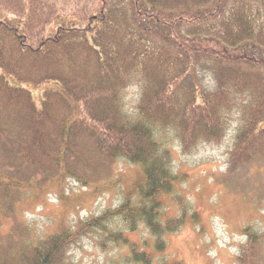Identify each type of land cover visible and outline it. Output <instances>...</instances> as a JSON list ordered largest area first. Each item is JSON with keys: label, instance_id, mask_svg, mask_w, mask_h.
<instances>
[{"label": "trees", "instance_id": "1", "mask_svg": "<svg viewBox=\"0 0 264 264\" xmlns=\"http://www.w3.org/2000/svg\"><path fill=\"white\" fill-rule=\"evenodd\" d=\"M81 1L66 17L54 0H0V264H75L84 242L124 247L108 264H180L166 236L198 221L175 156L229 133L227 169L264 161V0ZM120 162L136 176L115 206L40 231L19 219L62 183L119 188ZM242 231L235 264H255L264 232Z\"/></svg>", "mask_w": 264, "mask_h": 264}, {"label": "rangeland", "instance_id": "2", "mask_svg": "<svg viewBox=\"0 0 264 264\" xmlns=\"http://www.w3.org/2000/svg\"><path fill=\"white\" fill-rule=\"evenodd\" d=\"M53 0H44L50 2ZM61 7L54 15L68 16L74 14L77 9L69 8L70 4L82 6L81 0H54ZM32 5V4H30ZM34 6V5H33ZM28 14L29 21L33 20L36 8ZM68 8H63V7ZM40 16L43 21L44 15ZM136 87H130L125 92V104L128 109L134 106L137 96ZM231 134L218 144L199 147L196 153L190 156H175V166L186 174L182 180L180 191L189 205L196 211L197 226L190 218L186 219L176 232L166 236L168 257L180 261V264H235L237 255L242 251L239 248L245 246L246 236H243V227L252 224L259 231L264 232V161L244 163L238 168L231 164L226 154L230 148ZM114 169L120 172H112L111 180L118 177L119 188L111 186L109 190L102 192L85 188L77 181L62 183L64 189L63 199L53 194L45 196L43 205L24 204L26 211L19 219L27 218L36 231L46 228L49 221H53L58 213L66 218L68 225L75 222V217H87L101 212L107 206H115L121 199L122 191L129 187L136 176L135 166L117 163ZM229 170V171H228ZM47 175V174H46ZM51 179L36 177V188L46 184ZM102 181V179H100ZM104 181H107L104 178ZM59 185V181H56ZM55 183V184H56ZM112 185V184H111ZM121 188L123 190H121ZM99 192V193H98ZM175 209L174 203H169ZM37 207V208H36ZM174 214V212H171ZM14 225V224H13ZM12 225V226H13ZM10 221L4 219L0 228V234L8 232ZM138 234L130 235L133 240H138ZM92 242V240H90ZM256 250L255 264H264V239L259 241ZM82 247L73 251L75 264H108L113 256L112 251L123 252L124 247L118 249L109 247L103 251L96 244L84 242ZM127 249V248H126Z\"/></svg>", "mask_w": 264, "mask_h": 264}]
</instances>
